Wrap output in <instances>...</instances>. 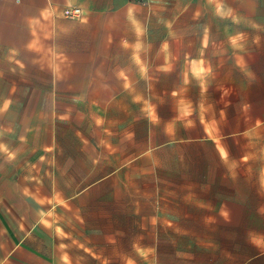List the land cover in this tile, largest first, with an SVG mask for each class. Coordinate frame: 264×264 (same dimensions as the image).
Returning <instances> with one entry per match:
<instances>
[{"label": "crops", "instance_id": "obj_1", "mask_svg": "<svg viewBox=\"0 0 264 264\" xmlns=\"http://www.w3.org/2000/svg\"><path fill=\"white\" fill-rule=\"evenodd\" d=\"M69 5L82 15L63 14ZM264 0H0L13 234L0 264H264L237 234L264 125Z\"/></svg>", "mask_w": 264, "mask_h": 264}, {"label": "rangeland", "instance_id": "obj_2", "mask_svg": "<svg viewBox=\"0 0 264 264\" xmlns=\"http://www.w3.org/2000/svg\"><path fill=\"white\" fill-rule=\"evenodd\" d=\"M259 23H264V13H259ZM257 65L264 72V28H258ZM243 149L252 152L251 164L252 182H256L259 191L254 188L242 192L243 213L242 222L237 234H250L256 227L253 222L255 206L264 197V125L259 126L251 143H244ZM13 127H0V234H13Z\"/></svg>", "mask_w": 264, "mask_h": 264}, {"label": "built area", "instance_id": "obj_3", "mask_svg": "<svg viewBox=\"0 0 264 264\" xmlns=\"http://www.w3.org/2000/svg\"><path fill=\"white\" fill-rule=\"evenodd\" d=\"M137 1H143V0H137ZM63 14L70 18H76L82 15V10L79 6L69 5L64 7Z\"/></svg>", "mask_w": 264, "mask_h": 264}]
</instances>
